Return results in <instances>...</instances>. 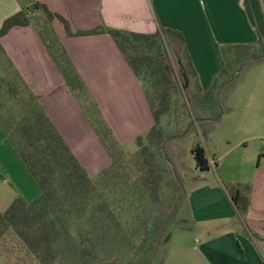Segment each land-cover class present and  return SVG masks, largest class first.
<instances>
[{"label":"trees","instance_id":"obj_1","mask_svg":"<svg viewBox=\"0 0 264 264\" xmlns=\"http://www.w3.org/2000/svg\"><path fill=\"white\" fill-rule=\"evenodd\" d=\"M20 1L21 11L5 19L0 38L16 26L36 30L111 164L88 175L0 46L11 71L0 77V128L41 189L36 200L26 202L17 194L0 211V253L16 251L31 264H148L158 231L182 194L173 169L183 183L180 165L187 155L183 141L194 134L202 142L208 140L224 114V91L250 64L264 60V36L254 43L219 45L223 66L204 91L179 31L158 27L153 34H138L98 26L73 33L68 22L46 5ZM54 20L62 23L69 37L110 36L142 82L152 125L135 137L133 153L124 152L88 97L54 30ZM188 153L196 170L210 169L201 142ZM223 188L237 209L245 211L241 186ZM128 252L133 256L127 262L123 259Z\"/></svg>","mask_w":264,"mask_h":264},{"label":"crops","instance_id":"obj_2","mask_svg":"<svg viewBox=\"0 0 264 264\" xmlns=\"http://www.w3.org/2000/svg\"><path fill=\"white\" fill-rule=\"evenodd\" d=\"M33 1L62 16L73 33L98 26L138 34H153L158 27L179 31L204 91L223 66L219 45L254 43L264 36V0ZM23 5L20 0H0V28ZM53 27L120 145L145 133L152 117L144 87L111 37H69L58 20ZM0 46L88 175L109 167V155L36 30L31 25L13 27L0 38ZM227 94L222 118L208 140L201 141L210 165L205 173L216 180L192 184L180 206L188 223L179 228L185 233L181 235L197 239L166 250L161 264H264V158L259 155L264 139V60L250 64ZM230 155L237 171L222 178L216 160ZM0 183L8 190V206L17 194L26 202L41 195L1 128ZM224 184L241 186L245 211L237 209Z\"/></svg>","mask_w":264,"mask_h":264},{"label":"rangeland","instance_id":"obj_3","mask_svg":"<svg viewBox=\"0 0 264 264\" xmlns=\"http://www.w3.org/2000/svg\"><path fill=\"white\" fill-rule=\"evenodd\" d=\"M10 68L7 65V63L5 62L4 58L0 55V77H2L3 75H11L10 74ZM231 88H228L224 91V95H229L227 93H229ZM88 97H90V99L96 103V99L92 96L89 95V93L87 92ZM199 142H201V140L194 134V135H190L189 137H187L184 141H183V145L185 146V148L187 149V155L185 156L184 159V163L180 165V169L182 170L181 175L183 178V188L184 191L186 192L189 187L192 184H200L202 182H209V181H215L216 178L214 176H209L207 173L203 172L200 173L197 170V173L195 172L194 169V159L193 157L188 153L189 152V148L195 146L196 144H198ZM123 150L126 154H131L134 152V150L136 149V143L135 141H127L123 144ZM221 149L223 150H227L225 146H222ZM234 155V154H232ZM232 155H230L229 157H223L221 159V161H217V164L219 165L218 168V174H220L221 176H223L222 178H224L225 176H231L234 172L237 171V166L232 167ZM236 155V154H235ZM238 159L235 158V162H237ZM8 194V190L7 188H3L1 186L0 183V211L1 210H5V208L8 206L6 205L8 202L7 200L9 199ZM8 196V197H7ZM8 208V207H7ZM184 208H180V210L178 211V213L175 216V219L166 226V231L165 233H162L161 236V241L160 243H158V246L156 248V252H155V256L153 259V263L154 264H161V259L162 257H164L166 250H172L173 248H175L176 246L182 247L181 243H192L195 239H197L196 237H191L190 235L183 236L181 234H185V233H181L179 228L185 227L187 226V222L184 220V216H183V210ZM183 237V240H182ZM170 240V241H169ZM186 240V241H184ZM169 241V242H168ZM179 241V243L177 242ZM177 242V243H176ZM169 243V244H168ZM168 244V245H167ZM176 244V246H175ZM126 252V251H125ZM129 253V252H128ZM188 253L191 252H186V257H188ZM133 256V252L129 253L127 255V257H125L123 260L127 261L129 259H131V257ZM121 258V257H120ZM0 264H31L29 261L24 260L23 255L22 254H18L16 253V251H10V249H8V251L6 253H0Z\"/></svg>","mask_w":264,"mask_h":264},{"label":"water","instance_id":"obj_4","mask_svg":"<svg viewBox=\"0 0 264 264\" xmlns=\"http://www.w3.org/2000/svg\"><path fill=\"white\" fill-rule=\"evenodd\" d=\"M173 138H174V136H171L170 138H168V139L165 141V143H166L167 141L173 139ZM165 143H164V144H165ZM164 144H163V145H164ZM173 176H174V179L177 181L179 187L182 189V194H181V197H180L179 200H178V203H177L175 209H174L173 212L169 215V217L166 219V221L161 225V227H160V229H159V231H158V234H157V237H156V239H155V242H154V245H153V250H152V253H151V255H150V259H149V261H148V264H151V262H152L153 259H154L155 252H156V248H157V246H158V243H159V241H160V238H161V236H162V233H163L164 228L168 225L169 221H170V220L172 219V217L176 214V212L178 211V209H179L180 206L182 205L184 198L186 197V192L184 191V188H183L182 183L178 180V177H177L176 172H175L174 169H173Z\"/></svg>","mask_w":264,"mask_h":264},{"label":"built area","instance_id":"obj_5","mask_svg":"<svg viewBox=\"0 0 264 264\" xmlns=\"http://www.w3.org/2000/svg\"><path fill=\"white\" fill-rule=\"evenodd\" d=\"M260 157L264 158V139L261 142L260 145V152H259Z\"/></svg>","mask_w":264,"mask_h":264}]
</instances>
